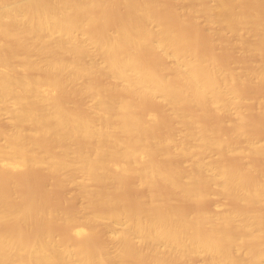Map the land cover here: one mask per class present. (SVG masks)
I'll use <instances>...</instances> for the list:
<instances>
[{"label": "bare ground", "instance_id": "bare-ground-1", "mask_svg": "<svg viewBox=\"0 0 264 264\" xmlns=\"http://www.w3.org/2000/svg\"><path fill=\"white\" fill-rule=\"evenodd\" d=\"M0 264H264V0H0Z\"/></svg>", "mask_w": 264, "mask_h": 264}]
</instances>
